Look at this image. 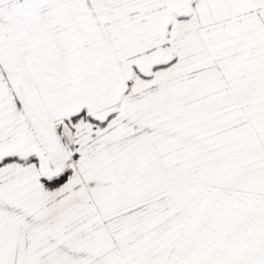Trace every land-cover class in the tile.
I'll return each instance as SVG.
<instances>
[{
  "label": "snow or ice",
  "instance_id": "1",
  "mask_svg": "<svg viewBox=\"0 0 264 264\" xmlns=\"http://www.w3.org/2000/svg\"><path fill=\"white\" fill-rule=\"evenodd\" d=\"M0 264H264V0H0Z\"/></svg>",
  "mask_w": 264,
  "mask_h": 264
}]
</instances>
